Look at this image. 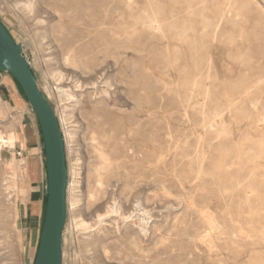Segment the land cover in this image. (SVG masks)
<instances>
[{"label":"rangeland","instance_id":"rangeland-1","mask_svg":"<svg viewBox=\"0 0 264 264\" xmlns=\"http://www.w3.org/2000/svg\"><path fill=\"white\" fill-rule=\"evenodd\" d=\"M132 1L0 0L66 143L63 264H264V0ZM30 108L0 72V134ZM15 158L0 264H34Z\"/></svg>","mask_w":264,"mask_h":264},{"label":"water","instance_id":"water-1","mask_svg":"<svg viewBox=\"0 0 264 264\" xmlns=\"http://www.w3.org/2000/svg\"><path fill=\"white\" fill-rule=\"evenodd\" d=\"M0 72L10 74L19 83L42 131L47 206L34 264H63L69 182L64 135L54 108L39 86L26 50L10 35L1 21Z\"/></svg>","mask_w":264,"mask_h":264},{"label":"crops","instance_id":"crops-1","mask_svg":"<svg viewBox=\"0 0 264 264\" xmlns=\"http://www.w3.org/2000/svg\"><path fill=\"white\" fill-rule=\"evenodd\" d=\"M6 92L9 93L8 97L13 99L10 90ZM4 139L8 142V146L4 148H14L21 154V158H15V161L8 164V168L16 170L18 179L22 181L18 229L22 241L36 253L47 206V174L43 159L42 131L39 120L31 108L23 112L21 124L16 132L12 131ZM10 186L14 187V182Z\"/></svg>","mask_w":264,"mask_h":264},{"label":"bare ground","instance_id":"bare-ground-1","mask_svg":"<svg viewBox=\"0 0 264 264\" xmlns=\"http://www.w3.org/2000/svg\"><path fill=\"white\" fill-rule=\"evenodd\" d=\"M179 1V0H178ZM217 1V0H216ZM226 1H228V0H226ZM129 2V1H128ZM180 2V1H179ZM215 2V1H214ZM229 2H230V0H229ZM228 2V3H229ZM232 2V1H231ZM205 4V3H204ZM203 6V5H202ZM29 7V6H28ZM154 7V6H153ZM221 7V6H220ZM134 8H135V4H134V2L132 1V0H130V4H129V6H128V9L130 10V13H132L131 14V17H133V11H134ZM197 8V7H196ZM200 8V7H199ZM224 7H222V9H223ZM229 8V7H228ZM218 9H220V8H218ZM221 9V10H222ZM225 9V8H224ZM231 9V8H230ZM197 10V9H196ZM218 11V10H217ZM228 12V11H227ZM151 13V12H150ZM185 13V12H184ZM196 13H197V11H196ZM187 14V13H186ZM189 14V13H188ZM151 15L153 16V14L151 13ZM220 15H223L222 13L220 14ZM172 16V15H171ZM184 16V15H183ZM187 17V16H186ZM185 17V18H186ZM216 17V16H215ZM222 17V16H221ZM227 17H228V15H227ZM153 18V17H152ZM218 18V17H217ZM215 19V18H214ZM142 20V25H143V28H145L147 31H149V30H151L152 29V27H153V24H154V21L153 20H150V19H141ZM155 20V19H154ZM221 21H222V19H221ZM156 22V21H155ZM160 22H162V21H160ZM172 22V21H171ZM193 22V21H192ZM207 22V21H206ZM205 23V22H204ZM210 23V22H209ZM208 23V24H209ZM135 24L136 23H134V24H129L130 26H128L129 27V31L127 30V33H126V35L129 37V38H131V36H132V32H131V30L133 29V30H135ZM128 25V24H127ZM163 25V24H162ZM165 25V24H164ZM218 25V24H217ZM163 27V26H162ZM206 27V26H205ZM193 28V27H192ZM197 28V27H196ZM154 29V28H153ZM157 29V28H156ZM190 29V28H189ZM206 29H208V28H206ZM205 29V30H206ZM211 29V28H210ZM200 30H201V27H200ZM190 31V30H189ZM216 31H217V29H216ZM212 32V31H211ZM182 33V32H181ZM186 33V32H185ZM188 33V32H187ZM191 33H192V31H191ZM203 33H205V32H203ZM184 34V33H183ZM183 34H181L182 36H183ZM192 35V34H191ZM116 36H118V35H116ZM184 36H185V34H184ZM215 36V35H214ZM202 38V37H201ZM171 43H173V42H171ZM170 44V43H169ZM182 44H183V42H182ZM200 44H201V42H200ZM173 45V44H172ZM178 45V44H177ZM180 45V44H179ZM178 45V46H179ZM195 50V49H194ZM168 59V58H167ZM170 66V65H169ZM195 82V81H194ZM194 86V85H193ZM194 89V88H193ZM194 91V90H193ZM203 104V103H202ZM212 130V129H211ZM223 130V129H222ZM8 146V142L7 141H5V139H4V137L2 136V134H0V151L4 148V147H7ZM161 152V151H160ZM164 153H165V151H164ZM166 155H167V153H166ZM164 156H165V154H163L162 156H161V159H160V161H162V160H164ZM105 165V164H104ZM99 173V172H98ZM75 175H77V174H75ZM5 190L7 191V192H9L13 187L12 186H10V185H6L5 186ZM8 200V199H7ZM78 203V202H77ZM192 211V210H191ZM143 212V211H142ZM139 215V214H138ZM137 215V216H138ZM151 217V216H150ZM205 217V216H204ZM207 217V216H206ZM210 217V216H209ZM208 217V218H209ZM214 219V218H213ZM204 220V219H203ZM206 220H208V219H206ZM206 220H204V221H206ZM209 221V220H208ZM210 222V221H209ZM209 224V223H208ZM140 225V224H139ZM145 225H148V220L146 219V218H143V220H142V226H145ZM213 226V225H212ZM217 227V226H216ZM239 227V226H238ZM214 229V228H213ZM218 229H220V228H218ZM216 230V229H215ZM216 232V231H215ZM213 232L212 231H210V235H213L212 234ZM140 235H142V234H140ZM147 236V235H146ZM161 240V239H160ZM201 240V239H200ZM135 243V242H134ZM133 243V244H134ZM138 243V242H137ZM210 243H211V240H210ZM141 244V243H140ZM163 244H164V242H163ZM212 244V243H211ZM139 245V244H138ZM134 247H136V246H134ZM216 247V246H215ZM195 249V248H194ZM195 251V250H194ZM194 253V252H193ZM194 264V263H193Z\"/></svg>","mask_w":264,"mask_h":264},{"label":"trees","instance_id":"trees-1","mask_svg":"<svg viewBox=\"0 0 264 264\" xmlns=\"http://www.w3.org/2000/svg\"><path fill=\"white\" fill-rule=\"evenodd\" d=\"M18 83V82H17ZM19 84V83H18ZM20 86V85H19ZM20 88H21V86H20ZM22 89V88H21ZM23 91V90H22Z\"/></svg>","mask_w":264,"mask_h":264}]
</instances>
